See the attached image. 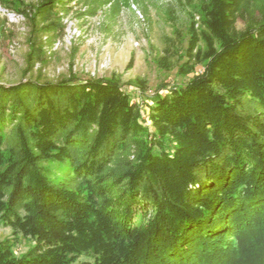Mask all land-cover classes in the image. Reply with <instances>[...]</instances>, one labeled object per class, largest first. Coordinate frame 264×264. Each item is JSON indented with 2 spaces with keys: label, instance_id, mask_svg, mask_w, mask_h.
I'll return each instance as SVG.
<instances>
[{
  "label": "trees",
  "instance_id": "trees-1",
  "mask_svg": "<svg viewBox=\"0 0 264 264\" xmlns=\"http://www.w3.org/2000/svg\"><path fill=\"white\" fill-rule=\"evenodd\" d=\"M198 1L184 84L0 83V220L17 235L0 264H264V0ZM72 2L113 24L129 6L0 0L32 26L24 75Z\"/></svg>",
  "mask_w": 264,
  "mask_h": 264
},
{
  "label": "rangeland",
  "instance_id": "rangeland-1",
  "mask_svg": "<svg viewBox=\"0 0 264 264\" xmlns=\"http://www.w3.org/2000/svg\"><path fill=\"white\" fill-rule=\"evenodd\" d=\"M24 1L32 4L39 0ZM198 2L129 0V6L123 8L115 24L108 21L106 11L90 18L84 15L87 11L84 6L72 2L68 6L72 8L69 15L64 17V37L53 45L47 40V35L39 37V46L45 53L27 75H24V70L30 50L31 23L21 14L0 5V83L16 85L26 80L57 83L72 76L80 80L116 77L124 90H130L131 83L141 79L147 84L149 97L155 95L163 84H184L187 78L178 77L177 70L188 59L185 57L180 62L179 56L186 52L194 21L200 22L197 14L195 20L191 17ZM145 5L151 22L145 16ZM245 24L238 17L235 28L243 30ZM165 58L171 68L161 66L160 62ZM196 71L203 73L204 69L197 67ZM14 236L17 235L13 229L0 220V241L14 240ZM17 241L16 253H25L28 241L21 238Z\"/></svg>",
  "mask_w": 264,
  "mask_h": 264
}]
</instances>
